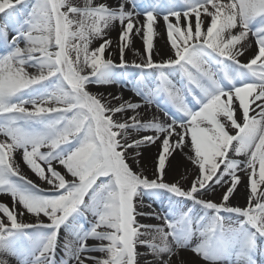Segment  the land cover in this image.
I'll use <instances>...</instances> for the list:
<instances>
[{
  "label": "snow or ice",
  "instance_id": "1",
  "mask_svg": "<svg viewBox=\"0 0 264 264\" xmlns=\"http://www.w3.org/2000/svg\"><path fill=\"white\" fill-rule=\"evenodd\" d=\"M0 14L7 17L0 24V195L12 200L0 201V254L19 264H257L264 254V0H0ZM161 14L173 55L155 62ZM117 22L119 64L105 58L106 30ZM133 36H141L146 56L129 65ZM250 36L256 51L242 62ZM96 39L103 42L90 48ZM127 67L141 70L137 96L171 105V122L143 119V105L122 95L105 100L88 90L119 83L116 69ZM157 141L150 179L129 160L138 164L139 149ZM184 149L198 170L187 189L164 180L170 157ZM17 152L49 188L21 173ZM240 172L248 179L245 207L229 203ZM225 185L221 202L203 198ZM161 190L198 207L175 218L139 210ZM25 213L36 222H24ZM184 252L194 259L185 261Z\"/></svg>",
  "mask_w": 264,
  "mask_h": 264
},
{
  "label": "bare ground",
  "instance_id": "2",
  "mask_svg": "<svg viewBox=\"0 0 264 264\" xmlns=\"http://www.w3.org/2000/svg\"><path fill=\"white\" fill-rule=\"evenodd\" d=\"M138 1L139 0H137V2ZM72 2L75 4H80L82 6L84 3V0H72ZM104 2L115 6L118 2H120V0H104ZM128 7H129V9H131L130 3L128 5ZM1 15L2 14H0V24H3L7 20V18L1 19V17L3 16V15L2 16ZM137 19L140 21L141 24L144 23V16L143 15L139 16ZM169 19H170V22H172V23L176 22L175 17H170ZM191 19H192V22L194 23L195 18L192 17ZM204 22L206 25L208 23V20L205 18ZM180 24L182 27L184 26L185 21L183 20V18L181 19ZM120 31H121V26L117 22L110 29L106 30L107 35L105 36V39H110L112 41L111 47L106 49L105 58H108L109 54H110L111 59H113V61L116 64L120 63V52H119V47H118V45H119V32ZM154 31H155V35L153 38L154 48H153L152 58L155 62H160L162 60L168 59L169 57H171L173 55V50L171 49L170 44L167 40L166 24H165V21L163 20L162 14L157 17V22L154 25ZM249 40H250L251 46L247 49V51H245L244 55L242 57H240L242 62H247L253 56V54L256 51L255 38L250 36ZM102 42L103 41L99 40V39L93 40L92 44L90 45V48L94 49V48L98 47L99 44ZM4 51H5V49L0 47V54H2ZM145 56H146L145 46L143 44L141 36H133L132 45L129 48H126L125 53H124V59L129 63V65H131L133 62L142 63L144 61ZM121 69L122 68L116 69V70L119 71ZM124 69L125 68H123V70ZM27 70L30 73L36 72V69L31 68V67H29ZM138 70H139V75L135 76L134 80L126 79L124 81V83H121L120 77L118 75L119 83H114V84H110V85L90 84V85H88V90L92 93L97 94V95H102L105 100L110 99L111 96L122 95L124 100H129L132 102H139L143 105L142 108L137 110L142 114L143 119L151 120L153 118H158L161 122H171L170 117L172 115H170V113H169V116H164L163 113H160L158 111L159 107H157L156 102H154L151 105H148L145 102V100H143L141 97L137 96L135 94V92L133 91L134 87L137 85V81L139 80V77L142 74L141 70L140 69H138ZM174 78L178 79L179 77L177 75ZM148 82H149L150 86H154V84H155L154 78H151V77L149 78ZM190 100H191V98L189 97V101ZM158 101H159V106L163 109H166L167 105L171 106L170 104L165 103L164 98H162V97L158 98ZM117 103H118V101L112 100V104L115 105ZM252 114H254V113L250 112V115H252ZM131 115H133V113L131 111L124 114L125 117L131 116ZM237 117L239 119L240 113H237ZM230 131H232V133L235 134V130H230ZM154 134L155 133H153L151 131L150 132H139V133L133 132L132 133V135L135 137H139V136H143V135H154ZM0 139H2V136H0ZM46 150L47 149H44V151H46ZM160 150L161 149H160V142L159 141H157L155 144L144 145L139 149V151L142 153V155L138 158L139 163L138 164L134 163L132 160H129V163L132 166L134 171L140 172L144 176H147L150 179H154L156 176L157 156H158V153L160 152ZM129 151L132 152L134 150L130 149ZM185 153H188V149H184L183 151L176 150L173 153L172 157H170L171 163L166 168V174L164 176L165 182L170 183L171 182L170 177L174 176L175 174L178 177H180L182 174H187V175H190V177L192 178L189 181V187L191 186L192 181L198 175V170H197L196 166L193 165L191 163V161L187 158V155H185ZM189 154H191V153H189ZM14 158L17 161V163L19 164L20 171L23 175H25L28 179H31L36 184H38L40 188H42V189L49 188V185H47L43 181H40L38 179V177H36L35 174L32 173L30 171V169L23 163V161L21 159V153L20 152L15 153ZM239 159H244V157H239ZM57 167H58V170H60L62 173L64 172V171H62V169L59 165H57ZM239 175L242 178L244 176V173L240 172ZM241 182H243V181L241 180ZM225 187H226V185L224 187L217 186L214 191L209 190V192L206 193L203 198L210 199V200L214 201L215 198L213 196L216 195L217 193H219V191L223 190ZM247 189L248 188H246V184L240 183L237 186V189L234 192V194L230 197V201H229L230 205L231 206H240V207L247 206L248 196H249V190H247ZM0 201L6 203L8 205L12 204V200H11V197L9 195H0ZM155 201L157 204H159L161 206V208L164 210L165 213H167V215H172V213H174L173 211L175 209L174 208L171 209V207L168 203L161 202L159 199L158 200L156 199ZM19 207L20 206L17 205V208H19ZM189 207L197 208L198 206H194L192 204V202L190 201ZM139 210L142 212H148V213L154 212V210L152 208L147 207L146 205H144L143 202L140 205ZM172 216H169V217H172ZM24 222L35 223L36 218L34 216H32L31 214L25 213ZM141 222L152 223V224H161L162 223L159 221L155 222V221L151 220L149 217L141 218ZM84 223H85V227H87L88 226L87 222H84ZM63 237H62V239H63ZM89 243L94 244L96 242L95 241H89ZM262 246H264V244H262ZM140 250L142 252L146 251V249H143V248ZM91 255L101 256L103 254L99 253V252H93V253H91ZM62 257H63V248H58L57 253H56L57 261H59ZM0 259H6L8 261V264H19V261L17 260V258L12 257L10 255L0 254ZM148 259L151 260V257L149 256ZM183 259L185 261H191L194 259V257L191 253L184 252L183 253ZM255 259L257 261V264H264V254H257Z\"/></svg>",
  "mask_w": 264,
  "mask_h": 264
},
{
  "label": "rangeland",
  "instance_id": "3",
  "mask_svg": "<svg viewBox=\"0 0 264 264\" xmlns=\"http://www.w3.org/2000/svg\"><path fill=\"white\" fill-rule=\"evenodd\" d=\"M140 2V0L138 1V3ZM3 15V14H2ZM1 15V16H2ZM4 18H7V17H4L2 16L1 19H4ZM74 55V53H73ZM117 69H120V68H117ZM117 74L119 75L120 77V82L121 83H124V81L126 79H131V80H134L135 76H138L139 75V70L135 67H127L123 70V68L121 70H116ZM156 107V106H155ZM171 106H168L166 107V109H163L159 106L158 108V111L160 113H163L164 116L165 115V112H168L170 113V115H175V110L171 107ZM157 108V107H156ZM165 110V111H164ZM169 116V115H167ZM171 118V117H170ZM2 139H4L2 137ZM62 171H64V169L61 167ZM171 182L170 183H178L179 186H181L182 188H185L187 189L189 187V181L192 179L190 177V175H187V174H182L180 177H178L176 174L174 176H171ZM241 180L243 182L241 183H244L246 184V188H248V179H247V176L244 174V176L241 178ZM227 187V185H226ZM226 187L219 191V193H217L216 195H214L213 197L215 198V202L219 203L221 202V197H222V194L224 193V191L226 190ZM249 190V189H247ZM160 200L161 202H164V203H168L172 208H174L175 210L173 211L174 213H172V215H167V213L164 212V210L161 208V206L159 204L156 203L155 200ZM144 205H146L147 207L149 208H152L154 210L153 213H158L160 215H167V216H172L170 218H175L177 216V214L181 211V210H187L191 207H189V203L190 201H186V200H183V199H180V198H176V197H173L171 194L161 190L160 192L156 193V194H152V195H146L144 198H143V201ZM222 215L225 216L226 218V222H227V218L229 216V214L227 213H222ZM233 221L235 220V217L233 216ZM155 222H162L161 220H156V219H151ZM64 236V232L63 230H61V241H63L62 237ZM60 248H63L62 247V244H61V247Z\"/></svg>",
  "mask_w": 264,
  "mask_h": 264
}]
</instances>
